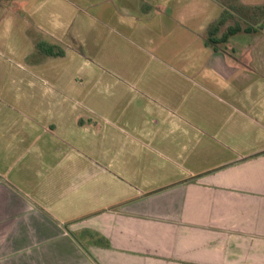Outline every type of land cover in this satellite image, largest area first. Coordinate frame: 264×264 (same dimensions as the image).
<instances>
[{"label": "crops", "instance_id": "0c3cea01", "mask_svg": "<svg viewBox=\"0 0 264 264\" xmlns=\"http://www.w3.org/2000/svg\"><path fill=\"white\" fill-rule=\"evenodd\" d=\"M0 264H264V0H0Z\"/></svg>", "mask_w": 264, "mask_h": 264}, {"label": "trees", "instance_id": "16d2710c", "mask_svg": "<svg viewBox=\"0 0 264 264\" xmlns=\"http://www.w3.org/2000/svg\"><path fill=\"white\" fill-rule=\"evenodd\" d=\"M222 23H223V20H219L218 23L212 24L210 26V36L208 38V41L210 43H212V44L218 43V41H215L214 39H212L211 36H213V34L215 33V31L217 30V26L221 25ZM237 30H238V27L230 28L229 31H228V33L224 37H228V36L234 34Z\"/></svg>", "mask_w": 264, "mask_h": 264}]
</instances>
